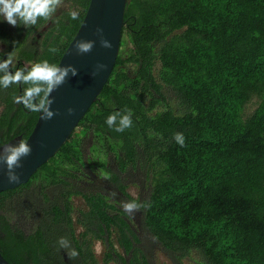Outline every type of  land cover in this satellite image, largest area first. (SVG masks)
<instances>
[{
	"label": "trees",
	"instance_id": "1",
	"mask_svg": "<svg viewBox=\"0 0 264 264\" xmlns=\"http://www.w3.org/2000/svg\"><path fill=\"white\" fill-rule=\"evenodd\" d=\"M89 1L60 0L53 19L27 28L0 23V57L14 52L16 67L58 63ZM123 35L131 46L118 53L77 125L120 142L117 171L96 164L134 200L119 171L144 163L149 191L135 200L145 205L144 227L176 264H264V0H127ZM163 86L181 113L158 108ZM22 91L0 89V142L26 139L34 127L38 113L13 102ZM126 108L132 127L110 129L107 115ZM74 130L27 182L0 192L1 253L11 264H150L124 210L76 186L85 162L71 141ZM176 132L184 133L183 146ZM74 195L85 204L75 218ZM21 215L29 220L18 222ZM62 236L76 257L59 247Z\"/></svg>",
	"mask_w": 264,
	"mask_h": 264
},
{
	"label": "water",
	"instance_id": "2",
	"mask_svg": "<svg viewBox=\"0 0 264 264\" xmlns=\"http://www.w3.org/2000/svg\"><path fill=\"white\" fill-rule=\"evenodd\" d=\"M127 0H90L85 15L74 37L62 54L58 64L71 63L78 69L76 76H71L55 89L51 107L59 110L50 120L41 119L38 113L34 127L26 140L32 145L30 155L22 158V167L17 169L21 180L8 183L3 177L4 165L0 163V192L13 189L28 179L68 140L73 129L78 125L89 107L94 103L104 84L107 82L119 53L124 13ZM103 29L105 38L112 41L110 49L104 48L96 28ZM80 38L92 39L95 44L91 51L77 54L74 42ZM98 63L106 65L96 70ZM74 108L69 114L67 108ZM22 135H16L5 143H16ZM0 264H11L1 253Z\"/></svg>",
	"mask_w": 264,
	"mask_h": 264
},
{
	"label": "clouds",
	"instance_id": "3",
	"mask_svg": "<svg viewBox=\"0 0 264 264\" xmlns=\"http://www.w3.org/2000/svg\"><path fill=\"white\" fill-rule=\"evenodd\" d=\"M60 4V0H0V23L7 22L9 25H23L25 28L37 25L41 19L49 20L54 18V14ZM71 19L78 20L79 12L71 10ZM96 34L104 48L110 49L112 41L105 38L103 29L97 26ZM95 41L92 39L80 38L74 42L77 54L86 53L92 50ZM55 52L57 49L52 48ZM14 52L10 51L6 56L0 57V89H8L12 86H23V91L19 95H13V102L23 104L24 108L30 112L39 113L41 119L50 120L58 113L54 110V97L51 93L62 85L66 79L78 74V69L73 64H58L49 59H39L30 62L29 66L16 67L14 63ZM106 67L103 63H98L96 71ZM74 108L68 107L67 112L72 114ZM132 109H117L107 115L105 123L110 129L116 132H123L132 127ZM174 140L181 146L185 144V135L182 132L173 134ZM32 145L26 139H20L16 143L0 142V163L4 165L3 177L8 183H17L21 176L17 169L22 167V158L30 155ZM145 206L137 200L122 202V208L126 214H131ZM60 248L67 249L71 257H76L79 253L77 249L71 247V242L67 237H60L58 240ZM99 251V248H97Z\"/></svg>",
	"mask_w": 264,
	"mask_h": 264
},
{
	"label": "rangeland",
	"instance_id": "4",
	"mask_svg": "<svg viewBox=\"0 0 264 264\" xmlns=\"http://www.w3.org/2000/svg\"><path fill=\"white\" fill-rule=\"evenodd\" d=\"M122 40L123 44L120 45L119 53L124 54L126 50L129 49L131 44L126 35L122 36ZM162 92L165 99L162 100L158 108L161 109L165 106H169L175 113H181L183 109L179 105L172 90L167 86H163ZM255 105L256 100L249 102L247 104V111L252 110ZM71 141L75 144L76 149L79 150L85 162L84 166L81 167V172L79 173L82 179L75 182L76 186L81 189L102 192L111 202H114L117 207L123 210L122 202L130 201L131 199L126 196L112 181L109 171L96 164V162H101L105 164L108 169L117 171L115 156L117 155L116 152L118 151L120 142L114 141L110 138H104L101 134H98L93 130L83 131V127L80 125L75 127ZM108 148L111 149L107 150ZM143 164V162L138 163L135 167H128L124 172L119 171V178L125 185V190L132 198L138 200L146 198L149 191L148 173ZM43 175L42 171H40L36 174V178H42ZM9 202L13 203V198L9 200ZM72 202L74 206L75 218L78 209L85 208V204L80 195H74L72 197ZM9 206L12 207L13 204H9ZM14 209L18 210L16 207H14ZM7 214L9 218H12V213L7 212ZM126 215L141 240L140 245L147 254L150 264H176L162 248L160 243H158L144 227L141 209L134 210L131 214ZM24 219L26 220V217L21 215L18 222H27V220H29L28 218L26 221H23ZM97 248H99V251H97ZM94 249L95 253L100 255L102 245L99 241L95 242ZM110 264L120 263L111 262ZM184 264H196V262L184 259Z\"/></svg>",
	"mask_w": 264,
	"mask_h": 264
}]
</instances>
